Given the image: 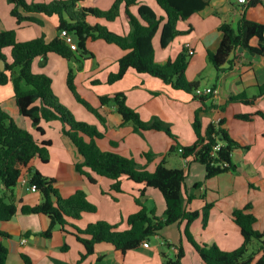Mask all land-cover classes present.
<instances>
[{
  "label": "crops",
  "instance_id": "crops-1",
  "mask_svg": "<svg viewBox=\"0 0 264 264\" xmlns=\"http://www.w3.org/2000/svg\"><path fill=\"white\" fill-rule=\"evenodd\" d=\"M29 2L47 3L50 0ZM112 2L113 0H84L81 5L106 10ZM0 3L5 5L2 8L3 13H1L4 14L5 21L0 23V30L14 29L17 41H26L41 35L50 40L58 35L59 20L57 15L46 16L36 13L35 16L42 21V24L24 21L18 25L15 18L10 14L11 5L7 0H0ZM139 3H147L157 14H162L154 0H141ZM136 7L131 8L132 12H136ZM243 16L264 23V0H256L255 3L251 4L250 2L247 5L238 4L236 0H211L202 10L193 13L183 21H179L178 29L188 31V33L175 37L167 46L162 47L160 45V30L157 32L153 38L155 60L158 63H163L168 59H174L185 47L193 51L188 65L196 64L198 55L206 62L207 51H214L219 45L222 36L219 26L222 23H230L236 27ZM117 19L122 26V33H128V19L123 14L114 21H105L93 16L87 17L91 24L96 22L104 24L113 32L118 31V27L115 24L110 25V23L116 22ZM97 40L104 41L102 39ZM97 40L89 39L86 43L87 49L93 54L92 58L96 51L90 45ZM256 42V38L251 40V44H256ZM104 43H106L104 48L106 53L103 59L105 65L96 69L92 64V58L84 59L85 62L78 72L80 84H85L87 78H90V83L100 79L108 83L109 73L117 69V60L125 53V50L114 43L105 41ZM3 52L7 60L10 61L9 48L3 49ZM78 56L79 54L75 52V58ZM59 57L65 59L55 53H49L45 63H42L41 57H36L32 61L34 73H44L51 77V87L54 93L56 92L54 76L48 67L50 63L59 66ZM87 60L90 62L89 67H87ZM68 65L67 62L60 72L59 69L57 71V74L65 77V83ZM215 71L218 74L216 85L202 86L198 83L201 88L212 87L215 89L214 94L202 96L203 99L196 97L193 92L188 93L173 89L158 78L137 73L132 69L127 70L121 79L108 83L107 88H105L106 93L96 92V98L93 101L84 95L80 96L104 118V121L101 122L93 112L89 111L93 113L94 118L85 114L90 123L95 124L99 130L104 132V136L96 140L102 150L132 157L149 171H153L163 157L166 158L169 167L184 168L186 171L183 184L184 192L186 197L192 196L189 201L186 199L185 210H201L205 203L212 204L205 226L202 224L201 215L191 222L189 230L193 238L198 242L214 243L219 248L228 251L235 249L242 243L240 230L231 217L234 209L250 204V211L256 216L254 228L258 231L264 229V118L257 114V111L264 113V94L256 97L250 103L249 112H244L243 103L228 101L229 96L239 93H245L249 97L257 94V86L264 83V55H254L241 47H236L221 66L220 71L216 69ZM196 72L199 73L200 68H197ZM97 73H102L100 79L95 77ZM78 82L74 81L77 92ZM116 92L125 93L127 103L139 113L143 120L157 116L161 120L169 122L171 131L181 146L189 145L195 140L192 122L194 111L197 108L201 107L206 110L201 114L203 130L209 123L223 119L224 127L229 136L243 146L231 153V162L236 169L205 179V170L202 164L191 161L190 158L184 159L178 150L168 153L170 147L176 142L166 133L153 129L136 133L130 123L122 124L121 116L115 110L114 105L101 104L100 95L111 96ZM13 93L11 82L0 85V105L3 109L20 127L32 132L36 138L50 141L48 147L49 161L42 163L39 158H34L29 162V168L37 169L42 175L53 178V186L61 197H68L80 189L86 193L88 200L97 207L96 212L83 213L79 220L74 221L76 226L83 228L86 224L97 220H104L110 224L124 223L127 225V217L139 208L135 198L140 196L142 189H144V196L140 197L142 203L148 209H154L156 215L161 216L163 214L164 199L161 197L162 195L160 196L156 192L157 189L153 190L155 189L153 187H147L143 183H135L123 176L121 178V190L114 191L110 188L111 181L108 178L94 174L95 182L90 183L75 169V164L82 161V156L68 137L62 133L61 122L59 120L42 121L41 126L44 135H39L31 126L30 120L20 115L13 99ZM65 100L67 99L64 98L63 101ZM237 103L240 106H237ZM70 104L72 103L70 102ZM209 105L213 106L209 108ZM71 106L78 108L73 104ZM240 113H249L251 118L249 120L239 119L236 114ZM175 126L178 128L176 129ZM251 150L253 153L250 152ZM144 152H151V157L147 159L142 155ZM198 182L202 184L195 187ZM2 192L3 185L0 183V195ZM13 195L17 207L16 212L8 220H0V244L5 246L8 252L5 264H25L21 254L27 255L31 264H161L164 255H166L163 250L164 244L170 247L175 254L177 246L174 242L179 241L182 246H187L189 243H184L186 238L183 232L185 222L181 221L172 225L175 228L170 226V228H164L161 234H156L160 246L152 247L147 241V247L141 243L137 248L122 253L110 243L101 242L96 244L93 254L77 263L83 246L71 233L62 232L59 226L55 225L50 236L46 237L41 233L50 226L51 221L47 215L20 212L22 205L35 206L43 199L39 190L32 191L30 189L29 174L26 171L21 174L14 186ZM106 196L111 197V204L103 200ZM67 229L72 230L69 227ZM69 235L73 238H69ZM64 245H67L65 250L62 249ZM186 249L188 248L186 247ZM188 251L190 253V250ZM111 256L115 258L112 259ZM98 257L101 258L98 259ZM182 264L206 263L199 258L197 253L196 255L191 253L187 258L184 252Z\"/></svg>",
  "mask_w": 264,
  "mask_h": 264
},
{
  "label": "trees",
  "instance_id": "trees-1",
  "mask_svg": "<svg viewBox=\"0 0 264 264\" xmlns=\"http://www.w3.org/2000/svg\"><path fill=\"white\" fill-rule=\"evenodd\" d=\"M83 1L51 0L47 3H27L26 0H7L11 5L10 14L18 25L24 21L42 24V21L35 16L36 13L46 16L57 15L59 20L57 31L66 29L72 35L77 49L72 50L58 35L50 40L41 35L26 41H17L14 29H1L0 59L4 60V69L0 70V85L11 82L13 99L20 115L30 120L31 126L39 135H44L42 121L61 122L62 133L82 156V161L75 164V169L90 183L95 182L93 174L108 178L111 181L110 188L114 191L121 190L123 176L135 183H143L161 193L165 202L164 212L158 216L154 209H148L142 203L140 200V197L144 196L142 189L140 196L135 198L139 208L127 217L126 230L119 231L116 225L104 220L90 222L85 227L79 228L73 222L79 220L83 213L96 212V205L90 202L86 193L80 189L68 197H61L53 186V178L42 175L37 169L29 168V162L34 158H39L42 163L49 161L50 141L36 138L32 132L20 127L0 105V183L3 185V192L0 195V220H8L16 212L13 188L21 174L26 171L29 174V184L36 186L42 193L43 199L35 206L22 205L20 212L47 215L51 223L49 228L41 233L46 237L50 236L55 225L59 226L62 232L71 233L83 246L77 263L93 254L98 243H110L115 249L125 253L137 248L165 227L184 221V235L204 263L264 264V229L258 231L254 228L256 216L250 211V204L234 209L231 214L242 236V243L238 247L227 251L214 243L196 241L189 226L200 215L205 226L212 204L205 203L201 210H185V201L186 199L189 201L192 196L186 197L184 192L183 184L186 177L184 168L169 167L166 158L163 157L155 169L149 171L132 157L102 150L96 140L102 138L104 132L94 124L76 120L72 112L55 97L51 87V77L32 71V61L36 57H41L42 63H45L49 53H55L68 61L75 57V52L81 57L87 54L92 57V52L86 47L87 40L102 39L125 50L117 60V69L109 73L108 83L121 79L127 70L132 69L137 73L158 78L173 89L194 92L195 88L199 87L198 83L195 81L190 83L185 76L193 51L184 47L174 59L158 63L155 60L153 38L160 30L159 43L165 47L175 37L188 33L178 29L179 21L202 10L211 0H154L162 11L160 15L147 3H139L141 0H113L106 10L85 7L81 5ZM255 2L256 0H253L251 4ZM134 6H137L136 12H132L131 8ZM121 14L128 19L129 31L126 34L115 33L104 24L98 22L91 24L87 20L88 16H93L105 21H114ZM219 30L222 36L218 47L214 51H207V59L217 71H220L221 66L236 47H241L254 55H264V23L243 16L236 27L230 23H222ZM253 38H256V44H251ZM5 48L10 50V61L3 52ZM66 84L77 101L88 111L96 114L101 122L104 121L103 116L77 92L71 66L68 67ZM257 88L258 92L254 96L249 97L245 93H239L229 96L228 101L250 104L256 97L264 94V83ZM99 100L101 104L114 105L121 116L122 124L130 123L136 133L150 129L166 133L176 142L168 153L176 152L181 147L183 150L181 157L190 158L191 161L204 166L205 179L236 169L231 162V153L243 146L229 136L223 119L209 123L203 130L201 114L206 111L205 108L200 107L194 111L192 128L195 140L189 145L181 146L167 122L157 116L143 120L127 103L124 92H116L111 96L100 95ZM211 106L213 105L208 107ZM257 114L264 118L263 112L257 111ZM236 117L249 120L251 114L240 113L236 114ZM217 142L221 144L217 150H213ZM142 155L149 159L152 154L144 152ZM201 184L198 182L195 187ZM68 227L72 230H68ZM253 240L258 245L251 250L250 245ZM62 249H67V245ZM176 249L175 256L164 255L161 264H182L184 249L182 246H177ZM7 253V248L0 244V264H5ZM21 257L25 264H31L27 255L21 254Z\"/></svg>",
  "mask_w": 264,
  "mask_h": 264
},
{
  "label": "rangeland",
  "instance_id": "rangeland-1",
  "mask_svg": "<svg viewBox=\"0 0 264 264\" xmlns=\"http://www.w3.org/2000/svg\"><path fill=\"white\" fill-rule=\"evenodd\" d=\"M29 1H33V0H26L27 3H31ZM4 4H8V3H4ZM3 6L5 7V5H3V3H0V14L3 13V10H2ZM6 16H7V13H6ZM3 21H5V16H4V14H1L0 23L1 22L3 23ZM112 24H115V26L118 27V31H116L115 33L121 34L122 33V28H121L122 26L120 25L119 19H117V21L114 23L113 22L110 23V25H112ZM90 46L94 49V51H96V54L93 58L90 57L89 54H87L86 56H83V57H81L80 55L77 58L73 57L70 61H68V60L66 61L65 59H62L59 57V66H58V64L50 63V65L48 67V70L54 76L56 92L55 93L53 92V93H54L55 97L57 98V100L61 104L66 106L72 112V114L76 120L85 121L87 123H90V120H88L87 115H90L91 117L94 118L93 113H90L89 111H87L84 108V106L73 97V95L71 94V92L69 91V89L66 86L65 77L64 76L61 77L59 74H57V71L59 69V72H60L61 68L68 62V64H69L68 67L69 66L72 67L73 73H74V81L77 83L79 78H80V75L78 76V74H79L78 72L81 69L83 63L85 62L84 59L89 60L90 58H92L91 59L92 64L96 69L98 67L104 66L105 63H104L103 59H104V56L106 53L105 49H104L106 46V43H104V41L97 40V41L92 42ZM88 60H87V62H88L87 67L90 66L89 65L90 62ZM197 68H200L199 73L196 72ZM101 76H102V73H97V75L95 77L100 79ZM185 76H186V79L190 83L195 81L202 86L210 85V84L216 85L218 82V80H217L218 74L216 73V71L212 67V65L209 63L208 59L205 62L203 60V58H201L199 55H198V62L196 64L188 65V68L186 69V72H185ZM87 79H88L87 82L83 85L78 82V93L80 95H84L87 99L93 101V99L96 98V94H95L96 92L101 93V94L106 93L107 90H105V88H107L108 83L103 82L101 79L96 80V81H92V83H90V81H89L90 78H87ZM64 98L67 99V100H65L66 102L63 101ZM70 102L73 105H76L78 108H76L75 106H71L72 104H70ZM238 103H237V106H240V104H238ZM242 106H243V108H245L244 112H249V110L251 109L250 104H243ZM85 114H87V115H85ZM203 120H204V118H203ZM167 123L169 124V122H167ZM90 124H92V123H90ZM21 125H23V124H21ZM25 125L27 127V124H25ZM170 128H171V126H170ZM175 128L177 129L178 127L175 126ZM250 152L253 153V150H251ZM153 190H156V189H153ZM156 192H158V194L161 196V193L159 191L156 190ZM103 200H106L108 202V204H111L110 202L112 199L110 196H106V197H104ZM112 225H116V224H112ZM116 226H117L119 231H124L127 229V225L124 223H121V224L119 223ZM170 226H171V228H175L172 225H170ZM170 226H167L165 228H170ZM163 230L164 229H162L159 233L161 234L163 232ZM69 238H73V237L71 235H69ZM147 241H149V243L152 245V247L160 246L158 244V238L156 235L149 237ZM174 243L176 246H182L179 241H176ZM184 243L185 244L188 243L186 238L184 240ZM201 243H203V242H201ZM257 245H258V243L255 240H253L252 244L250 245V249L251 250L254 249ZM182 247L184 249V252H185L187 258L189 257V254H191V253L193 255H196L195 251L193 250V248L191 247V245L189 243L187 246H182ZM186 247L188 249H186ZM163 248H164L163 250L166 252V256H168V255L171 257L175 256L174 251L171 250L170 247H168L166 244L163 245ZM188 250H190V253ZM111 257H112V259L115 258L114 256H111Z\"/></svg>",
  "mask_w": 264,
  "mask_h": 264
},
{
  "label": "built area",
  "instance_id": "built-area-1",
  "mask_svg": "<svg viewBox=\"0 0 264 264\" xmlns=\"http://www.w3.org/2000/svg\"><path fill=\"white\" fill-rule=\"evenodd\" d=\"M253 0H236V2L238 4H241V5H247L249 4L250 2H252ZM58 36L67 44L69 45V47L72 49V50H76L77 49V46H76V43L74 42L73 40V37L72 35L66 30V29H61L60 31H58ZM189 46V45H187ZM215 93V89L212 88V87H204V88H201V87H197L195 88L193 94L196 96V97H202V96H205V95H209V94H214ZM218 121V120H217ZM217 121H215L214 123H216ZM220 142H217L214 146H213V150H217L220 146ZM178 151L180 153H182V148L179 147L178 148ZM30 189L32 191H37L38 189L36 188L35 185L31 184L30 185ZM142 245L147 247L148 246V242L147 241H144L142 242Z\"/></svg>",
  "mask_w": 264,
  "mask_h": 264
},
{
  "label": "water",
  "instance_id": "water-1",
  "mask_svg": "<svg viewBox=\"0 0 264 264\" xmlns=\"http://www.w3.org/2000/svg\"><path fill=\"white\" fill-rule=\"evenodd\" d=\"M4 69V60L0 59V70Z\"/></svg>",
  "mask_w": 264,
  "mask_h": 264
}]
</instances>
